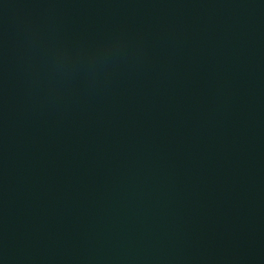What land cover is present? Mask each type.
I'll list each match as a JSON object with an SVG mask.
<instances>
[{
    "label": "water",
    "instance_id": "95a60500",
    "mask_svg": "<svg viewBox=\"0 0 264 264\" xmlns=\"http://www.w3.org/2000/svg\"><path fill=\"white\" fill-rule=\"evenodd\" d=\"M0 264H264V0H0Z\"/></svg>",
    "mask_w": 264,
    "mask_h": 264
}]
</instances>
